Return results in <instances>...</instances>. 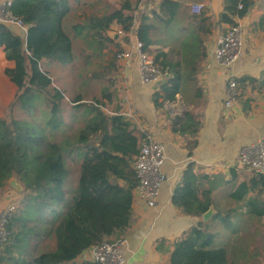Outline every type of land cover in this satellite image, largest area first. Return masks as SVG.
I'll use <instances>...</instances> for the list:
<instances>
[{
    "label": "trees",
    "instance_id": "obj_1",
    "mask_svg": "<svg viewBox=\"0 0 264 264\" xmlns=\"http://www.w3.org/2000/svg\"><path fill=\"white\" fill-rule=\"evenodd\" d=\"M249 4L248 0H226L219 22L235 25L233 18H243ZM6 11L21 21L25 38L21 37L23 31L17 29L15 33L0 22V47L5 59L13 62L4 75L16 87L13 100L0 117V190L14 178L22 187V195L15 211L5 215L0 264H97L78 263L76 259L104 241L122 239L130 227L133 191L138 185L133 164L145 136L135 133L119 112L104 113L100 99L84 103L80 94L68 98L39 63L47 59L59 66L72 64L70 33L81 37L85 30L91 32V41L98 49L112 42L108 33L113 26L128 34L134 22L130 3L124 1L100 17L71 24L70 32L65 29L71 11L69 0H9ZM158 12H152L151 17L141 14L136 29V39L162 76L153 95L155 105L159 99L174 101L176 95L195 84L199 63L205 57L200 33L210 32L201 11L197 15L181 14L177 1L161 0ZM180 20L187 25L181 26ZM253 28L264 31V12ZM157 29L163 31L164 41H176L175 49H171L176 50L175 60L168 57L169 52L150 49ZM246 80L239 81L237 91ZM195 94H199L197 88ZM111 97L107 90L102 92L107 101ZM64 103L70 105V113L81 112L85 119L72 137L63 136L68 127L63 118ZM198 125L190 111L171 122L173 132L191 138ZM69 160L78 165L73 187L69 183ZM231 173L234 179L233 169ZM204 180L207 177L196 174L192 165L184 170L171 197L182 214L200 218L212 206L211 189L201 188ZM250 192L254 196L246 198ZM263 194L264 176L252 172L229 197L244 201L246 213L260 218L264 214ZM214 219H220L236 235L237 227L227 214L216 212L209 222ZM209 222L199 221L175 242L170 264H246L244 254L214 245L217 235L208 230Z\"/></svg>",
    "mask_w": 264,
    "mask_h": 264
},
{
    "label": "crops",
    "instance_id": "obj_2",
    "mask_svg": "<svg viewBox=\"0 0 264 264\" xmlns=\"http://www.w3.org/2000/svg\"><path fill=\"white\" fill-rule=\"evenodd\" d=\"M3 1L5 0H0V3ZM74 1L69 0L70 15L73 16L76 10L85 4L88 5L85 0ZM97 1L100 0L93 2ZM174 1L179 3L181 14L183 12L195 14L191 12V5H201L202 15L207 18L205 24L210 26L208 34L200 33L205 57L199 63L195 84L176 95L174 101L162 102L159 99V105H155L153 95L157 91V85L143 84L140 81L133 60L129 62L116 60L119 66L116 84L124 89L121 99L123 103H119L124 107L117 112L127 118L135 133L145 136L141 144L157 142L162 145L165 156L161 169L164 179L155 197L154 206L149 207L139 198L137 192L133 191L131 225L121 237L124 240L121 252L126 264H170L169 255L175 242L199 221L209 222L216 212L221 211L222 197L219 192L229 186L231 193L238 184L251 177L252 171L235 165L239 150L264 140V31L253 28L264 12L263 1L248 0L250 4L245 16L233 18L234 23L239 24L242 29V48L240 58L229 69L221 67L213 56L218 39L231 27L229 24L219 22V15L226 0ZM140 3L139 9L147 11L142 14L151 17L152 12L159 13L161 0H141ZM107 10L108 5H105L102 11L108 13ZM103 14L105 13L102 12L101 15ZM138 22L139 19L133 23L132 29L124 37H116L113 40H117L121 47L126 48L130 42L137 40ZM74 23L76 22L73 21L72 24ZM180 23L181 26L187 25L183 20H180ZM11 29L18 33L17 27L11 26ZM163 36V31L157 29L152 34L155 42L150 49L169 52L168 57L175 60L176 50L171 49H175L177 43L174 40L164 41ZM21 37L24 40L25 32L21 33ZM158 40L162 43H158ZM47 63L50 61L41 59L39 64L42 68L41 64ZM12 67L13 62L5 59L3 48L0 47V111H5L16 93V87L4 75V70ZM229 79L235 80L237 86L240 80H247L238 88L234 108L225 109L224 88ZM195 88L199 91L198 95L195 94ZM185 111H190L199 122L198 131L193 138L187 134L175 133L171 127L172 120L181 117ZM2 114L1 112L0 117ZM188 165L193 166L196 174L207 177L201 185L203 189H211L212 215L207 221H202V216L197 218L184 215L172 204V193L180 184L181 176ZM232 169L235 172L234 179ZM250 196H254V193H248L246 198ZM1 205L0 202V209ZM223 211L230 214L236 212L242 216L240 226L245 222L250 230L253 228L261 230L260 238L254 237L248 242V253L251 258L249 256L245 262L264 264V214L253 221V217L246 213L244 201L233 200ZM236 235L240 239L246 237L241 227H237ZM91 251L92 248L85 250L76 262L92 261ZM230 256L234 258L232 254Z\"/></svg>",
    "mask_w": 264,
    "mask_h": 264
},
{
    "label": "rangeland",
    "instance_id": "obj_3",
    "mask_svg": "<svg viewBox=\"0 0 264 264\" xmlns=\"http://www.w3.org/2000/svg\"><path fill=\"white\" fill-rule=\"evenodd\" d=\"M93 1L94 0H85V2L88 3L87 6H85V4L82 8L76 10L74 12L75 16L69 15L67 17L65 21V29L67 32H70V25L73 21L76 23H84L90 17L102 16V12L106 13V11H102L105 5H108L109 10H107V12H111L114 9H118L120 4L124 1H128L131 6V13L134 17V22L136 20L138 21L140 15L145 11L143 9H139L141 0ZM117 28L118 27L113 26L110 32L114 33ZM70 34L73 39V63L67 66H59L50 62L49 64H41L42 69L48 71L54 84L62 88L68 98L80 94L83 98L82 102L84 103H91L94 98L100 99L102 103H104L102 110L108 115H111L113 112L123 108L124 105H120L119 103L122 102L121 99L123 97L122 93L124 92V89L116 84L118 81L117 76H119V72L117 71L119 66H117V59L115 58V55L119 51L124 50V48L118 44L117 40L115 41L111 38L112 42H107L103 47L98 49L97 45L91 41V32L86 30L83 32V36L81 37H74L72 33ZM111 64H113V66H111ZM105 90L110 92L112 96L110 102L102 98V92ZM62 110L63 118L68 126L65 128V135L63 136H75L77 131L83 127L85 119L83 120L82 117L84 116H82L81 112L70 113V105L68 103L63 104ZM1 112L5 114L6 109L5 111L1 110L0 113ZM15 116H19L17 115V112L15 113ZM57 137L60 138L59 134ZM68 166L70 169L69 183L70 186L73 187L77 178L78 165L76 162H73V160H69ZM15 181L19 186H21L17 180ZM229 188L230 187L227 186L219 192V195L222 197V209L220 212L221 214L222 212L227 214L235 227L243 228V232L246 237L240 239L237 235L231 234L229 229L223 225L220 219H214L209 222L208 230L215 232L217 235L214 240V245L216 244V246L225 247L228 251L232 250L234 252L241 253L240 256L244 254L243 258L244 260H247L249 256V258H251L250 253H247L248 242H251V239L254 237L260 238L261 230L259 228H253L250 230L247 228L245 222H243V226H240V221L243 220L242 216L236 212H232L230 214L223 211L232 204V199L229 197ZM21 195L22 187L21 190H16L7 184L2 190H0V202L2 203L0 213L5 214L11 207L14 208L12 211H15V208L21 199ZM252 220L254 221L255 219L252 218Z\"/></svg>",
    "mask_w": 264,
    "mask_h": 264
},
{
    "label": "built area",
    "instance_id": "obj_4",
    "mask_svg": "<svg viewBox=\"0 0 264 264\" xmlns=\"http://www.w3.org/2000/svg\"><path fill=\"white\" fill-rule=\"evenodd\" d=\"M9 0L0 3V22L9 26H15L25 32V28L20 20L12 18L6 11ZM241 6H239L240 8ZM202 7L198 4L191 5V12L198 14ZM118 38L125 34L118 29L116 31ZM242 48V29L239 24H235L221 36L215 46L213 56L215 61L224 69L232 67L241 56ZM117 60L129 62L134 61L140 81L143 84L158 85L161 80V74L158 68L153 64L151 57L143 50L141 42L135 40L130 42L124 50L116 54ZM238 98L237 84L233 79H229L224 88L225 109L234 108ZM164 150L161 144L157 142H146L140 147L139 154L135 158L133 169L138 179V185L135 189L137 195L149 207L154 206V200L159 187L163 182L162 165L164 163ZM236 166L246 168L256 174L264 176V140H259L254 144L242 147L237 155ZM11 207L5 214L0 213V237L4 236L5 215L12 211ZM124 245L123 239L115 241H104L92 248V261L97 264H126L121 249Z\"/></svg>",
    "mask_w": 264,
    "mask_h": 264
},
{
    "label": "water",
    "instance_id": "obj_5",
    "mask_svg": "<svg viewBox=\"0 0 264 264\" xmlns=\"http://www.w3.org/2000/svg\"><path fill=\"white\" fill-rule=\"evenodd\" d=\"M108 35H109V37L110 38H116L117 37V35H116V33L114 32H109L108 33ZM7 184L8 185H10L12 188H14V189H16V190H21V186H19L17 183H16V181H15V179L14 178H11V179H9L8 181H7ZM211 215H212V207H210L209 209H208V211L207 212H205L203 215H202V221H207L210 217H211Z\"/></svg>",
    "mask_w": 264,
    "mask_h": 264
}]
</instances>
